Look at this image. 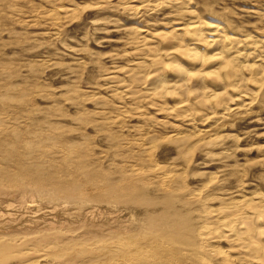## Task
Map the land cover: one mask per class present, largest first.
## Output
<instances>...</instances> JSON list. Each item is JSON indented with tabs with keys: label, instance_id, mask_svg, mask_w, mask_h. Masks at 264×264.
<instances>
[{
	"label": "rangeland",
	"instance_id": "rangeland-1",
	"mask_svg": "<svg viewBox=\"0 0 264 264\" xmlns=\"http://www.w3.org/2000/svg\"><path fill=\"white\" fill-rule=\"evenodd\" d=\"M146 1L0 0V177L24 170L61 189L78 185L87 205L116 212L98 221L105 230L94 235L109 246L121 234L126 253L99 261L264 264V0ZM189 21L202 32L220 28L233 47L255 41L238 46L242 58L229 67V53L206 60L220 53L219 42L195 46L187 35L173 55L176 45L158 34L179 33ZM140 44L160 50L166 68L154 73ZM145 76L156 81L151 96ZM126 85L137 95L124 98ZM236 204L245 210L224 212ZM238 217L242 224L233 225ZM108 220L117 221L113 228ZM206 225L214 232L201 245Z\"/></svg>",
	"mask_w": 264,
	"mask_h": 264
},
{
	"label": "bare ground",
	"instance_id": "bare-ground-1",
	"mask_svg": "<svg viewBox=\"0 0 264 264\" xmlns=\"http://www.w3.org/2000/svg\"><path fill=\"white\" fill-rule=\"evenodd\" d=\"M143 1L147 2L146 0H143ZM143 4H145V3H143ZM71 10H70V12H71ZM65 11L67 12V8L64 9L63 13ZM54 12L52 13V17H50L52 19H54V18L56 19V16L58 17V15H57L59 13L58 12V9H57V12H58L57 14L54 13ZM66 12L64 14H66ZM71 13H69V14H71ZM46 18L49 19L48 16ZM195 23H197V22H190L189 25H188V28L186 27L185 30L184 29L183 30L182 29H180V30L178 29L179 33H175V34H170V33L169 34H163V33L162 34H158L159 35V38L161 40L162 39H165L166 42L168 41V42L173 43L172 45H176L175 48H173V46H172L173 50L171 51V53L173 55H175L179 50L180 51H184V50H182V48L186 44L183 45V43H185V42L182 39H180L181 36L183 37V36H186L187 35L188 38H189V42L191 43V45H195V46H197V45L199 46L200 43L201 44L203 43L204 45L209 44L211 46L212 44H214L216 42H219L218 44H220V53L217 54V55H213L212 57H210L211 59H208L207 58L206 60H207V62H208V60H211L214 63L217 59H220L226 53H229L228 56H227V54L225 55V62H224V65L225 66H228V67H229V65L231 66V64L234 62L232 59H234V58L236 59L238 57H241L240 55H242V53H241V50L240 49H242V48L244 49L245 48V50H246V48L249 49L250 46L253 45V44H251V41L253 39H251V38H248L247 39V37H246L247 40L245 39V40L240 41V42H242V44H241L242 45V48L239 45L238 46L240 47V49H239L238 46L237 47H233L232 42L234 41L235 38L233 39V37L231 38V37H229L227 35H225V36H223V34L221 35V33L219 32L220 31V28H218V27H212V26H207L210 29L207 30L206 32H202L203 31V29H202L203 27H201L200 25L195 24ZM202 23L203 22H201L200 24L202 25ZM203 25H204V23H203ZM221 32H222V30H221ZM203 33H206L208 35L206 36ZM133 39H135V38H133ZM249 39H251V40H249ZM253 41H255V40H253ZM142 42H143V40H142ZM261 42L259 41V43H261ZM137 43H138V41H137ZM225 43H226V45H225ZM263 44H264V41H263ZM157 45H158V43H157ZM169 45H170V43H169ZM188 45H190V44H188ZM195 46L193 48H197ZM258 47H259V45H258ZM169 48H170V50L172 49L171 48V45H170ZM169 48H167V49H169ZM205 48H206V46H205ZM257 49L258 48H256V50ZM260 49H261V47L258 50H260ZM138 50H140L139 54L142 53L141 51H143L146 54V56H149L150 57V63L153 65L152 66L153 67L152 70H153L154 73H157L158 70H160V69L163 70L164 67L166 68V66H162L163 63L161 61H162V58L163 57H161V59H160V55L162 53L159 55V51L160 50L156 49V47L154 45H150L149 44V46H148L147 44H142V45L140 44V47H139ZM256 50H254V51H256ZM153 51H155V53H156V51H158V53L155 54ZM259 52H261V51H259ZM135 53H136V51H135ZM181 53H183V52H181ZM179 54H180V52H179ZM232 54H233V56H231ZM141 55H143V53ZM205 58L206 57H204L203 60H205ZM263 58H264V55H263ZM199 59H198V61H200ZM189 62H191V61H189ZM204 62L207 63L206 61H204ZM186 63L188 65L191 64V63H188V62H186ZM194 64L195 63H193L192 65H194ZM164 65H166V63H164ZM160 66H162V67L160 68ZM238 66H240V65H238ZM138 67L140 68L139 65H138ZM175 67L172 69L171 76H173V74H174V76L177 75L176 73H173V70H175V72L176 71L178 72V69L175 68ZM139 68H137V69H139ZM139 70L142 71L141 68ZM224 70H226V69H224ZM162 73L164 74V72H162ZM158 74L160 75L161 74V71ZM211 74H213V72L207 73V75H209V76ZM154 75L155 74H153V76H151V77H154L155 78ZM159 75L156 76V78L161 76V75L160 76ZM224 76H225V74H224ZM114 78L115 77H108L106 79L109 81V83H117L116 81L115 82L113 81ZM156 78H155V80L157 81ZM258 78H261V76L258 77ZM150 79H151L150 77H148V78L146 77L145 80L148 81V83H145L146 85L143 86V87H145L144 90H143V92L147 96L153 95V93H150V92H152L153 89H154L152 87L153 86L152 85L153 82H154V85H155V82H156L155 80H153L152 81V84H151V80ZM188 79H189V77H188ZM263 79H262V81H263ZM194 80H196V79H194ZM146 81H144V82H146ZM215 81H216V78H215ZM230 81H232V80H230ZM253 81H255V80H253ZM210 83H211V81H210ZM258 83L259 82H257V79H256V84H258ZM260 83H261V81H260ZM212 84H213V82H212ZM231 84H233V83H231ZM254 84H255V82H254ZM121 86H122V84H121ZM121 86H119V87H121ZM138 87H140V86H138ZM151 87L153 88L152 91H151ZM233 87L234 86L232 85L231 88H233ZM136 88L137 87H133L132 85H126V86H124L122 88V91H121L122 93L121 92L120 93L122 95L124 94L123 95L124 98L126 96L129 97L130 95L133 98L135 95H137V94H135V93H137ZM140 88L142 89V87H140ZM142 97L145 98V95L142 96ZM145 99H147V98H145ZM148 99H150V98L148 97ZM153 99H154V97H153ZM131 101H132V99H131ZM156 101H157V99H156ZM247 103L248 102H246V105L249 106V104H247ZM220 105H221V103H220ZM152 106H153V104H152ZM247 106L245 108L249 110V108H247ZM161 108H163V107H161ZM238 112H240V111H238ZM235 113H236V111H235ZM205 114H206V112H205ZM1 135H3V134H1ZM157 169L159 170L160 168L158 167ZM4 171H6V170H4ZM15 172H17V171H15ZM20 172H22V173L20 174ZM20 172H18L15 176H11L8 173V171H7V173H6L7 175L3 172V175L4 174L5 175L2 176V177H0L1 178V180H0V264H89L90 261H96L95 263H92V264H132L133 261H131L130 258H126L125 257L124 260H119L120 255L118 256V258H116L117 255L114 256L115 257V260H110L111 258L114 259V257L111 256L110 259H107L108 258L107 257L105 260L99 261L100 257L103 254L104 255H110L114 251L116 253L117 252H120V254H121V249H123L125 251V253H126V248H127V244L125 243L126 240L121 241V239L120 240L118 239V238H121V234H119L120 236L118 235L119 237L116 238V242L110 243L109 246H107V243L104 240V236H103L104 234L103 235H100V236H98L99 234L98 235H94V233H96V232L105 230L104 227H103V229H102V227L99 229L98 225H96L97 223H99L98 221L99 220H104L106 218V215H108V216L109 215H113L116 212L115 213H110V212L109 213H106V212H103L102 210H100L99 208L93 207V205H92V207L89 206V205H87L85 203V200H87L86 199L87 194L84 193V192H82V191L80 192L79 189L76 190L77 188H79L78 185H77L78 183L76 184L77 186H75V185L70 186V184H68V185L66 184L65 189H61L64 186H62L60 188L54 182L53 183L50 182L48 184H44V182L46 181V180L45 181L43 180L44 177H43V179H40V181H42V180L44 181V182L42 181L43 182L42 183V182H40L37 179L36 176L33 177L34 175H31V173L29 171H26L25 172L24 170H22V171L20 170ZM157 172H159V171H157ZM19 174L22 175V177ZM42 175H41V178H42ZM159 175L161 176V173ZM38 178H40V177H38ZM166 178H168V177L166 176ZM53 180H51V181H53ZM160 183H161L162 187L166 184L165 181H163V180ZM63 184H65V183H63ZM13 186H14V188H13ZM80 187L83 188L82 185ZM10 188H13V189L12 190H9ZM93 188H91V189H93ZM163 189H166V188L163 187ZM96 199H98V198H96ZM93 200L94 199H92L91 201H93ZM95 204H98V205L101 204L102 205V202L100 204L99 203H95ZM141 204H143V203H141ZM240 205H243V204H236L233 207L229 208L228 210L227 209H224L225 210L224 212L227 213L228 215H233V217H235L234 215H239L240 214V211L244 208V207L241 208ZM109 206H110V204H108V207ZM138 208L141 209L142 208L141 205H139ZM222 208H224V207H222ZM112 209L113 208H111L110 210H112ZM243 210H245V209H243ZM252 212H254V211H252ZM219 213H221V214L224 215L223 210L220 211ZM263 214L264 213H262V215L261 214L260 215L263 216ZM244 215H245V213H244ZM101 216H103L102 219H97V218H99ZM115 216H117V215L115 214ZM212 216H214V215H212ZM212 216H211L210 213L207 212V214L204 216V219L205 220L206 219H209L210 220L211 219L210 217H212ZM257 216H259V215L257 214ZM220 217H223L224 218V216H220ZM145 218H144V221H146ZM229 219L232 221L231 218H229ZM238 219H240V218L238 217L235 220L233 219V221L231 223L233 225L236 224V223L238 225L239 224H242L241 222L240 223H238V222L235 223L234 222V221H240ZM108 221H110L109 222V225L108 226L106 225L108 228L109 227L110 228H113V225H115L116 222H117V221L114 220L115 221V224H112L113 223L112 220H108ZM246 221H247V219H246ZM246 221H244L243 224L244 223H247V222L248 223L250 222V221H247V222ZM202 223H204V222H202ZM94 224L96 225V227H95ZM250 226H251V224H250ZM241 229H242V226H241ZM121 230H124V229H121ZM243 230H244V225H243ZM247 230H249V229L247 228ZM213 232H214V229L212 228V226L211 227H209V226L207 227V225H206V227H202L201 230L199 231V233L197 234V236H198L197 238L199 240V243L201 245L202 244L203 245L204 244H208V241H209V238H210L209 236L212 235ZM247 232H246V234H247ZM249 232H251V230ZM249 236H251V235H249ZM112 238H114V237L108 238V239H106V241L107 240H111ZM249 238H251V237H249ZM203 249H204V247H203ZM140 254H141V252H140ZM168 261H171V260H168ZM203 261H205V260H203ZM144 264H146V263H144Z\"/></svg>",
	"mask_w": 264,
	"mask_h": 264
}]
</instances>
